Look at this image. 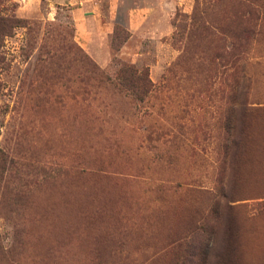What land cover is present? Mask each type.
<instances>
[{"label": "rangeland", "instance_id": "rangeland-1", "mask_svg": "<svg viewBox=\"0 0 264 264\" xmlns=\"http://www.w3.org/2000/svg\"><path fill=\"white\" fill-rule=\"evenodd\" d=\"M253 0H0V264H264Z\"/></svg>", "mask_w": 264, "mask_h": 264}, {"label": "trees", "instance_id": "trees-1", "mask_svg": "<svg viewBox=\"0 0 264 264\" xmlns=\"http://www.w3.org/2000/svg\"><path fill=\"white\" fill-rule=\"evenodd\" d=\"M251 2L254 3V6L251 7L250 9V15L252 19H255V21L253 23V26H251V30H250L248 29L250 27L247 26L248 24L246 23L247 17H245V14L243 15V18L239 23L242 33L240 37L242 41L238 44V47L240 48L246 46L245 40L247 39L246 37H248L247 33L258 35L259 33H261V30L263 29L264 26V0H253ZM16 22H18V19L0 15V39L5 35L10 34ZM1 62H2V56H0V64Z\"/></svg>", "mask_w": 264, "mask_h": 264}]
</instances>
